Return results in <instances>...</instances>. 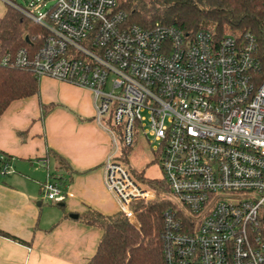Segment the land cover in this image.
Returning a JSON list of instances; mask_svg holds the SVG:
<instances>
[{
  "label": "built area",
  "instance_id": "2783aa9c",
  "mask_svg": "<svg viewBox=\"0 0 264 264\" xmlns=\"http://www.w3.org/2000/svg\"><path fill=\"white\" fill-rule=\"evenodd\" d=\"M6 2L40 31L27 48H0V67L92 93L111 142L104 185L120 212L141 228L134 203H168L163 264H264V79L254 38L144 29L128 24L117 0H55L43 14ZM138 135L159 158L164 192L119 161ZM41 192L53 204L65 199L50 176Z\"/></svg>",
  "mask_w": 264,
  "mask_h": 264
},
{
  "label": "crops",
  "instance_id": "0c3cea01",
  "mask_svg": "<svg viewBox=\"0 0 264 264\" xmlns=\"http://www.w3.org/2000/svg\"><path fill=\"white\" fill-rule=\"evenodd\" d=\"M42 107L49 108L44 116ZM110 149L86 89L41 78L37 95L9 104L0 116V152L8 157L0 172V230L24 244L0 238V264H87L101 231L79 216L120 212L103 179ZM49 176L62 182L61 204L42 196Z\"/></svg>",
  "mask_w": 264,
  "mask_h": 264
},
{
  "label": "trees",
  "instance_id": "16d2710c",
  "mask_svg": "<svg viewBox=\"0 0 264 264\" xmlns=\"http://www.w3.org/2000/svg\"><path fill=\"white\" fill-rule=\"evenodd\" d=\"M117 8L126 14L128 24L144 29L158 25L175 27L189 34L204 30L216 38L231 36L237 40L249 34L256 42L261 62L259 74L264 79L263 0H117ZM39 31L38 26L8 5L5 14L0 17V48L5 52L27 48L24 38H30ZM38 82L27 70L0 67V116L11 102L37 95ZM41 109L44 116L49 108ZM130 149L120 151V162L126 163ZM7 161L8 157L0 152V172ZM129 171L136 181L155 189L157 193L166 190L161 180H149L142 172ZM133 207L141 221V228L132 225L121 212L103 216L87 211L79 216L85 225L101 231L95 254L87 264H163L159 235L161 214L168 203L158 196L153 202H137ZM0 238L24 244L1 230Z\"/></svg>",
  "mask_w": 264,
  "mask_h": 264
},
{
  "label": "rangeland",
  "instance_id": "374dc122",
  "mask_svg": "<svg viewBox=\"0 0 264 264\" xmlns=\"http://www.w3.org/2000/svg\"><path fill=\"white\" fill-rule=\"evenodd\" d=\"M13 2L23 9L33 14H43L50 9L55 0H7ZM8 8L6 0H0V17H2ZM148 144L143 135H138L132 148L126 155L127 168L136 172H142L144 177L149 180H161L160 161L155 152Z\"/></svg>",
  "mask_w": 264,
  "mask_h": 264
},
{
  "label": "water",
  "instance_id": "95a60500",
  "mask_svg": "<svg viewBox=\"0 0 264 264\" xmlns=\"http://www.w3.org/2000/svg\"><path fill=\"white\" fill-rule=\"evenodd\" d=\"M24 40H25L26 43H28V38L27 37H25ZM71 217L72 218H77V216H71Z\"/></svg>",
  "mask_w": 264,
  "mask_h": 264
}]
</instances>
